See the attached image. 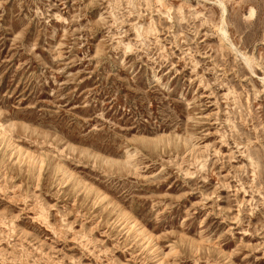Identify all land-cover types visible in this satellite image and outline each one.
Masks as SVG:
<instances>
[{"label": "rangeland", "instance_id": "rangeland-1", "mask_svg": "<svg viewBox=\"0 0 264 264\" xmlns=\"http://www.w3.org/2000/svg\"><path fill=\"white\" fill-rule=\"evenodd\" d=\"M161 261L264 264V0H0V264Z\"/></svg>", "mask_w": 264, "mask_h": 264}, {"label": "bare ground", "instance_id": "bare-ground-1", "mask_svg": "<svg viewBox=\"0 0 264 264\" xmlns=\"http://www.w3.org/2000/svg\"><path fill=\"white\" fill-rule=\"evenodd\" d=\"M224 10H225V8H224ZM224 25H226L225 24V19H223V21H222V26H221V29H220V31H221V33H222V35L224 36V38H227V32H226V30H225V28H224ZM192 151V150H191ZM136 225V227H138V225L137 224H135ZM135 227V226H134ZM138 231L143 235H145L146 233H145V231L143 230V228H138ZM146 237H147V235H146ZM147 240H149V241H151V238H148ZM151 249V248H150ZM153 251V250H152ZM151 252V251H150ZM163 261V260H162ZM161 261V264H163L164 262H162Z\"/></svg>", "mask_w": 264, "mask_h": 264}]
</instances>
